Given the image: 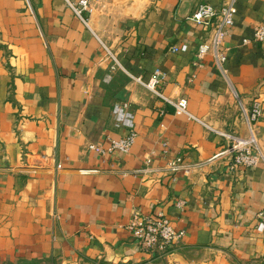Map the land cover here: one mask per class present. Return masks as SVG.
Returning a JSON list of instances; mask_svg holds the SVG:
<instances>
[{"label": "crops", "instance_id": "1", "mask_svg": "<svg viewBox=\"0 0 264 264\" xmlns=\"http://www.w3.org/2000/svg\"><path fill=\"white\" fill-rule=\"evenodd\" d=\"M228 1L100 0L80 17L65 0H0V264L264 261V158L231 170L212 131L252 129L264 156V115L250 126L242 112L264 105V42L253 40L264 0H235L226 76L211 54L194 56L207 37L196 5ZM123 102L137 133L128 152L108 149L127 134L113 113ZM158 211L182 238L144 251L127 225Z\"/></svg>", "mask_w": 264, "mask_h": 264}, {"label": "built area", "instance_id": "2", "mask_svg": "<svg viewBox=\"0 0 264 264\" xmlns=\"http://www.w3.org/2000/svg\"><path fill=\"white\" fill-rule=\"evenodd\" d=\"M66 3L81 17L82 10L91 11L93 4L100 0H79L77 5L73 0H65ZM235 0H229L221 6L216 7L207 2H200L196 5L190 18L195 24L200 25L202 30L207 34V37L200 42L194 52V56L198 61L202 60L208 54L214 57L215 63L219 70L226 76V54L223 42L230 32V28L234 24L232 9ZM253 40L264 42V25H256L253 28ZM247 41V40H245ZM172 52H186L188 46L186 44L175 45L171 48ZM113 64L111 68H115L119 63L117 59L112 56ZM157 79L152 78L147 82L146 86L155 94L163 97L169 102L175 110L188 114V101L182 97L178 100H171L165 98L163 94L157 90ZM129 104L121 103L115 104L113 113L120 124L127 129V134L119 139H109V150H119L121 152H128L135 142L137 133L134 129L132 114L128 111ZM242 112L252 126L257 122L262 115H264V105L262 102L255 98L252 100L249 107H242ZM216 134L221 135L227 141L225 150L218 152L214 158L226 154L228 156V166L231 170H237L240 167L250 168L256 166L264 156L259 151L255 135L251 129V134L247 138H240L232 134L219 132L212 129ZM89 149H94L103 152L104 149L95 144H90ZM182 158L177 157L171 160L168 164L170 171L176 172L181 169ZM188 170H186L187 172ZM184 201L179 200L176 202L178 208H183ZM257 230H264V212L261 213L260 221L256 226ZM127 229L132 237L137 241L144 251H153L156 249H163L170 247L182 238V231H176L171 225L168 217L161 211L155 212L151 215L137 216L133 213V217L127 225Z\"/></svg>", "mask_w": 264, "mask_h": 264}, {"label": "rangeland", "instance_id": "3", "mask_svg": "<svg viewBox=\"0 0 264 264\" xmlns=\"http://www.w3.org/2000/svg\"><path fill=\"white\" fill-rule=\"evenodd\" d=\"M11 264H19V263H11ZM232 264H264V261H250V262H242V261H235Z\"/></svg>", "mask_w": 264, "mask_h": 264}]
</instances>
